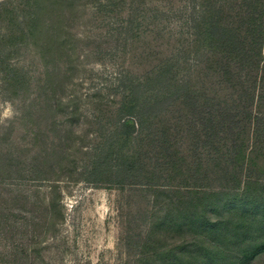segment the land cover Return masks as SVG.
Masks as SVG:
<instances>
[{
  "label": "rangeland",
  "instance_id": "rangeland-1",
  "mask_svg": "<svg viewBox=\"0 0 264 264\" xmlns=\"http://www.w3.org/2000/svg\"><path fill=\"white\" fill-rule=\"evenodd\" d=\"M174 1L0 0V264H137L130 236L160 202L212 188L184 172L222 143L200 137L215 102L196 93L208 43L191 1ZM129 101L150 117L128 134Z\"/></svg>",
  "mask_w": 264,
  "mask_h": 264
},
{
  "label": "trees",
  "instance_id": "trees-1",
  "mask_svg": "<svg viewBox=\"0 0 264 264\" xmlns=\"http://www.w3.org/2000/svg\"><path fill=\"white\" fill-rule=\"evenodd\" d=\"M190 1L188 18L208 43L196 93L212 101V90L215 98L201 122L205 132L200 137L210 143L209 136L221 132L222 143L202 165L189 163L184 172L191 173L188 183L212 188L167 195L159 205L162 211L150 218L147 233L130 240L138 243L137 264H247L264 251V0ZM169 66L158 68L147 82L162 81ZM169 94L156 103L161 105ZM128 105L129 116L119 128L129 134L150 116L142 104ZM241 115L248 119L243 131L248 157L241 148L242 131L233 130ZM164 147L168 164L171 154ZM165 186L155 185L154 190L167 194Z\"/></svg>",
  "mask_w": 264,
  "mask_h": 264
},
{
  "label": "crops",
  "instance_id": "crops-1",
  "mask_svg": "<svg viewBox=\"0 0 264 264\" xmlns=\"http://www.w3.org/2000/svg\"><path fill=\"white\" fill-rule=\"evenodd\" d=\"M263 47H264V43H263Z\"/></svg>",
  "mask_w": 264,
  "mask_h": 264
}]
</instances>
